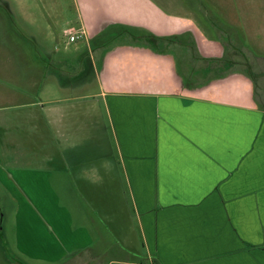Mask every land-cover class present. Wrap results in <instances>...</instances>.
<instances>
[{
    "label": "crops",
    "instance_id": "obj_1",
    "mask_svg": "<svg viewBox=\"0 0 264 264\" xmlns=\"http://www.w3.org/2000/svg\"><path fill=\"white\" fill-rule=\"evenodd\" d=\"M66 1L89 66L57 74L46 97L44 78L0 82L15 247L52 264H264V60L256 71L259 42L240 22L252 10ZM0 2L14 20V0ZM233 89L248 100L215 95Z\"/></svg>",
    "mask_w": 264,
    "mask_h": 264
},
{
    "label": "rangeland",
    "instance_id": "obj_2",
    "mask_svg": "<svg viewBox=\"0 0 264 264\" xmlns=\"http://www.w3.org/2000/svg\"><path fill=\"white\" fill-rule=\"evenodd\" d=\"M180 1L182 5H185V0ZM188 1L197 2V0ZM224 1L226 0H204L202 4L205 3V5L218 8ZM228 1L230 3L236 2L235 6H240L242 12L252 10L251 14L253 17L241 15L240 22L248 38L252 40L256 38L259 42L255 43L258 46L257 55L260 57L259 59L255 58L258 62V66L255 69L258 71L262 67L260 65L264 60V58L261 59V57H264V0ZM67 5L66 0H14L13 6L16 17L11 20L9 9L0 2V14L3 16L0 19V82L6 81L4 84L6 87L15 89L26 88L21 83L24 76H28L30 80L44 78V85L41 86V91L38 92V95L46 97L60 88L59 85L61 84L58 82L57 74L61 73L66 80H72L73 71L65 69L77 68L83 58L87 66H89L90 58L86 55L89 49L86 43L83 39L76 43H71L69 35L66 34L68 30L75 27L74 22L69 19L70 8ZM235 6L233 5L234 8H231L235 10ZM194 9L192 10L194 11ZM194 16H196L198 22L204 24V18L201 14H195ZM229 17L234 18V16ZM174 19H172L173 22L175 21ZM178 21L185 22V25L191 22L187 18ZM37 44L48 46L50 54L30 52L29 50ZM95 44L98 45L99 41L93 42V45ZM8 48L10 49L8 50ZM18 49L23 50L18 51ZM36 71L40 72L41 76ZM255 74L258 75V73ZM89 76L90 73L87 74V77ZM87 77L85 73L83 78L77 79L82 82ZM73 83L74 86L70 87V91L79 89L77 84L79 86L80 83L75 84L74 80ZM30 87L32 88V85ZM92 89L91 87L89 90L92 91ZM32 93H34V90ZM215 95L221 100L237 102L248 100L244 93L235 89L232 91H219ZM3 191L4 189L0 184V206L3 213V215H0V232L3 230V235H5V246L2 247L0 244V264H15L12 259L16 256L13 243L15 221L12 207L15 202L12 200L14 197L3 195ZM142 257V260L136 259L137 264H149V261L146 260L147 256L142 254Z\"/></svg>",
    "mask_w": 264,
    "mask_h": 264
},
{
    "label": "flooded vegetation",
    "instance_id": "obj_3",
    "mask_svg": "<svg viewBox=\"0 0 264 264\" xmlns=\"http://www.w3.org/2000/svg\"><path fill=\"white\" fill-rule=\"evenodd\" d=\"M3 195H6V196H9V197H12V196H10L5 190L3 191ZM13 200V202H15V200L14 199H12ZM15 206H16V202L15 203H13V214H14V212H15ZM0 215H3V213H2V207L0 206ZM4 234V231L2 230L1 232H0V244H1V246L2 247H4L5 245H4V242H5V235H3ZM14 248H15V255L16 256H14V258H12L14 261H15V264H52V263H42V261H35V260H32L31 258H29V257H27V256H25V254H23V253H21L18 249H17V247H15V245H14Z\"/></svg>",
    "mask_w": 264,
    "mask_h": 264
},
{
    "label": "built area",
    "instance_id": "obj_4",
    "mask_svg": "<svg viewBox=\"0 0 264 264\" xmlns=\"http://www.w3.org/2000/svg\"><path fill=\"white\" fill-rule=\"evenodd\" d=\"M66 34L69 35V41L73 43L76 40H78L80 37L82 36L84 37L86 33H85V30H83V28H80V29L73 28V29L68 30Z\"/></svg>",
    "mask_w": 264,
    "mask_h": 264
},
{
    "label": "trees",
    "instance_id": "obj_5",
    "mask_svg": "<svg viewBox=\"0 0 264 264\" xmlns=\"http://www.w3.org/2000/svg\"><path fill=\"white\" fill-rule=\"evenodd\" d=\"M151 264H156L155 262H152Z\"/></svg>",
    "mask_w": 264,
    "mask_h": 264
}]
</instances>
